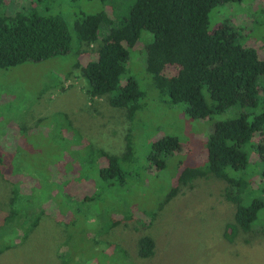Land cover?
<instances>
[{
    "label": "rangeland",
    "instance_id": "obj_1",
    "mask_svg": "<svg viewBox=\"0 0 264 264\" xmlns=\"http://www.w3.org/2000/svg\"><path fill=\"white\" fill-rule=\"evenodd\" d=\"M135 2L0 3V14L21 10L60 16L72 36L67 54L0 70V250L13 243L0 254V264H264V210L250 232L240 229L233 242L225 237L236 212L226 198L230 184L225 179L199 178L160 208L182 169L204 165L217 122L264 113L262 92L255 108L237 106L206 120L190 118L183 105H173L155 87L146 68V46L154 36L142 30L122 81L137 82L144 93L140 109L130 117L127 108L111 106L110 96L91 98L87 93L82 70L95 55L90 48L80 52L76 22L103 12L111 20L101 28L100 35H106L129 17ZM209 20L212 30L229 24L239 34L238 42L256 49L264 60V0L219 5ZM167 137L177 138L182 149L155 158L153 145ZM259 141L257 135L248 145L247 169L229 171L249 182L242 190L231 189L244 205L264 201L263 165L253 149ZM101 149L120 158L124 180L102 179L99 166L107 163L94 156ZM153 159L165 166L158 167ZM92 196L94 200L84 202ZM11 213L20 214L9 219ZM39 216L38 227L24 238ZM144 237L155 243L149 258L139 255Z\"/></svg>",
    "mask_w": 264,
    "mask_h": 264
},
{
    "label": "trees",
    "instance_id": "obj_2",
    "mask_svg": "<svg viewBox=\"0 0 264 264\" xmlns=\"http://www.w3.org/2000/svg\"><path fill=\"white\" fill-rule=\"evenodd\" d=\"M3 1L0 0L2 5ZM237 1L241 0H136L129 17L102 36L101 28L111 24L105 13L82 17L75 24L80 52L83 54L87 52L85 48H90L95 55V59L82 70L89 84L88 95L91 98L110 96L111 106L127 108L133 117L141 107L144 93L133 78L125 84L122 81L130 49L138 43L142 30H147L154 36L153 42L146 46L147 72L161 94L168 96L173 105H183L190 118L206 120L237 106L255 108L260 93L264 94V85H260V79L264 77V60L256 49L238 42L239 34L229 24L210 28V12L219 5ZM28 12L0 14V70L45 61L71 50L72 36L62 17ZM169 70L171 76H168ZM257 135L260 141L253 149L263 165L261 175L264 182V113L252 119L244 113L215 124L207 141L204 165L182 169L177 185L160 208L171 202L182 187L199 178L216 176L230 184L226 198L236 205L234 223L227 226L225 237L233 242L240 229L250 232L261 218L264 201L254 199L244 205L241 195H233L231 189L238 187L242 190L249 182L231 177L229 171L247 169L250 158L247 148ZM153 148L155 158L182 149L180 141L174 137L159 140ZM94 156L97 162L107 163L99 166L102 179L124 180L126 173L118 156L102 149ZM154 162L158 167L165 166L164 161L153 159ZM262 193L264 195V188ZM88 199L94 200L93 196L86 197L84 202ZM18 214L11 213L8 217L14 218ZM40 219L41 216L33 219L24 238L38 227ZM111 228L109 226L106 231ZM12 246L13 243L2 248L0 254ZM154 248L153 239L144 237L140 241L139 255L152 257ZM124 254L127 257L125 251ZM110 257L114 255L110 254Z\"/></svg>",
    "mask_w": 264,
    "mask_h": 264
}]
</instances>
